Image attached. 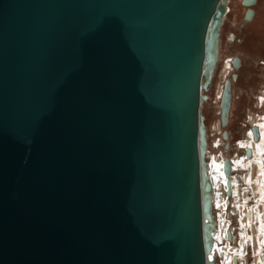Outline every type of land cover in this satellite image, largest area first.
Wrapping results in <instances>:
<instances>
[{
  "label": "water",
  "instance_id": "95a60500",
  "mask_svg": "<svg viewBox=\"0 0 264 264\" xmlns=\"http://www.w3.org/2000/svg\"><path fill=\"white\" fill-rule=\"evenodd\" d=\"M255 2L242 0L245 20ZM226 12L227 0H0V264H217L201 110ZM222 167L229 195L230 158Z\"/></svg>",
  "mask_w": 264,
  "mask_h": 264
},
{
  "label": "rangeland",
  "instance_id": "374dc122",
  "mask_svg": "<svg viewBox=\"0 0 264 264\" xmlns=\"http://www.w3.org/2000/svg\"><path fill=\"white\" fill-rule=\"evenodd\" d=\"M227 6L230 8L221 30V56L205 92L208 97L203 106L208 129L209 164L213 159L222 161L228 156L247 159L245 148H241L239 143L251 137L252 125L259 127L264 123V0H258L252 5L256 14L251 20L244 19L246 6L242 4V0H228ZM234 55L241 59L240 68L234 69L231 64ZM233 73L237 75V79L232 86L230 117L228 123L221 126L220 95L225 78H231ZM225 130L228 133L227 139L222 136ZM260 139L261 134L256 141ZM260 167L262 166L253 162L250 166L235 169L234 175L239 179L241 198L236 201L234 195H228L225 211L216 201L214 203L217 221L214 250L218 247L217 238L222 231L220 215L225 213L229 217H224L227 220L224 232L234 230L236 238L234 236L235 240L231 244L237 253L243 254L240 264H256L259 252L264 255V173ZM252 213L256 216L255 220L251 217ZM250 217L251 220H248ZM242 232L247 233L245 237ZM241 242L247 243V247H241ZM220 245L229 248L227 240H223ZM219 258L217 257V262L224 264Z\"/></svg>",
  "mask_w": 264,
  "mask_h": 264
},
{
  "label": "bare ground",
  "instance_id": "6f19581e",
  "mask_svg": "<svg viewBox=\"0 0 264 264\" xmlns=\"http://www.w3.org/2000/svg\"><path fill=\"white\" fill-rule=\"evenodd\" d=\"M258 0H256L255 4L257 3ZM228 3V0H227ZM252 7V6H251ZM253 8V7H252ZM227 11H228V6H227ZM256 14V13H255ZM255 14L253 16V18L255 17ZM227 15V12L225 14V17ZM224 17V18H225ZM252 18V19H253ZM224 22V21H223ZM223 27V23L221 24V30ZM221 30H220V45H219V60H220V46H221ZM219 60L217 62L216 67L219 64ZM216 67L214 69V71L216 70ZM240 68V67H239ZM213 71V73H214ZM212 73V75H213ZM234 78H230L231 79V83H230V88H231V103H230V109H229V116H228V121H229V117H230V111H231V105H232V99H233V81L237 79V75L235 73H233ZM212 77V76H211ZM208 97V95H207ZM204 102L203 101V106H204ZM203 112V107L202 110ZM203 115L205 117V114L203 112ZM228 123V122H227ZM205 127H206V142H207V150H208V129H207V125L205 122ZM258 139L260 137L261 134V139L259 141H256L258 139H254L253 138V134L252 132L251 137H248L247 139H244L242 141H240V146L241 148H250L252 151V154L250 157H248L247 159H245V157H236V158H232L231 156H228V158H230L231 160V171H230V181H231V186H230V193L229 196L234 195L235 199H237L236 201H239V199L241 198V192H240V183H239V179L237 178L236 175H234V170L235 169H239L243 166H250L251 163L256 162L258 165L262 166L261 171L262 173H264V154H263V150H264V123H261L260 126L258 127ZM228 138V136H227ZM209 150H208V156H207V175L209 177V179L211 180L212 183V203H213V220H214V227L212 230V236H213V247H212V251L209 253L208 257L209 258H214L217 262V257H221L222 261L224 264H240L242 263V253H237L235 251V248L233 249V245L231 244L232 241L235 240L236 235L234 233L233 229H228L230 231L231 234V238L230 240L227 239V231L224 232V230L226 229V225H225V221H227L224 217H227L224 214L220 215V219L222 221V231H221V235L218 236V247L214 250V244H215V236H214V230L216 229L217 226V221L215 218V212H216V205L214 204L215 201L217 202V204L225 211L227 206H226V201H228V195L226 193L227 190V185H226V177L224 176V172H223V162L224 159L222 161H217V159H213V161L209 164L208 158H209ZM224 155V154H223ZM239 203V202H238ZM245 203V202H244ZM242 204V203H241ZM240 204V205H241ZM223 211V212H224ZM229 217V216H228ZM251 217L255 220L256 216L252 213ZM251 217L248 218V220H251ZM261 220V219H260ZM263 220V219H262ZM262 222V221H261ZM249 233V232H248ZM247 233H243L242 232V236H246ZM235 236V238H234ZM223 240H227V248H224L225 246L221 247L220 244L223 243ZM225 242V241H224ZM241 247L244 246L245 248L247 247V243L241 242ZM242 254V255H241ZM259 260L257 261L256 264H264V255L261 254V252H259ZM241 255V256H240ZM217 264H219L217 262Z\"/></svg>",
  "mask_w": 264,
  "mask_h": 264
},
{
  "label": "flooded vegetation",
  "instance_id": "af4514ba",
  "mask_svg": "<svg viewBox=\"0 0 264 264\" xmlns=\"http://www.w3.org/2000/svg\"><path fill=\"white\" fill-rule=\"evenodd\" d=\"M257 2H258V1H257ZM229 8H230V6H229ZM229 8H228V9H229ZM230 217H231V216H230ZM219 259H221V257H220ZM220 261H221V260H220Z\"/></svg>",
  "mask_w": 264,
  "mask_h": 264
}]
</instances>
